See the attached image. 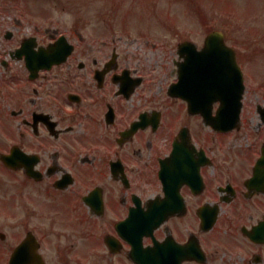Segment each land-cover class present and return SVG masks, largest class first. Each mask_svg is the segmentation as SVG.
Segmentation results:
<instances>
[{
	"label": "flooded vegetation",
	"instance_id": "flooded-vegetation-1",
	"mask_svg": "<svg viewBox=\"0 0 264 264\" xmlns=\"http://www.w3.org/2000/svg\"><path fill=\"white\" fill-rule=\"evenodd\" d=\"M71 10L0 0L2 264L16 248V264H264V105L218 133L188 109L193 79L167 93L194 64L155 73L72 31Z\"/></svg>",
	"mask_w": 264,
	"mask_h": 264
},
{
	"label": "rangeland",
	"instance_id": "rangeland-1",
	"mask_svg": "<svg viewBox=\"0 0 264 264\" xmlns=\"http://www.w3.org/2000/svg\"><path fill=\"white\" fill-rule=\"evenodd\" d=\"M71 8L62 18L72 28L80 25L82 37L103 39L109 46L114 39L118 53L139 57L155 73L163 57L176 56L181 41L200 47L210 31H222L248 71L243 118H259L256 105H264V0H71ZM111 9L114 16L103 23L97 13ZM243 141L234 149H245Z\"/></svg>",
	"mask_w": 264,
	"mask_h": 264
},
{
	"label": "water",
	"instance_id": "water-1",
	"mask_svg": "<svg viewBox=\"0 0 264 264\" xmlns=\"http://www.w3.org/2000/svg\"><path fill=\"white\" fill-rule=\"evenodd\" d=\"M223 39L220 32H213L207 36L204 47L200 51H197L192 43L181 44L178 51L181 57H200L199 61L206 64L200 67L199 74H196L200 79L199 91L195 92L200 99L197 98L196 103L200 102L203 96L213 93V87L215 88V100L225 103V106L217 111L216 118L221 120L215 123L217 128L224 125L223 120L226 118H231L232 124L238 119L243 91L242 77L234 60V52L224 44ZM203 80H206L205 86H203ZM209 85L210 91L208 90ZM176 87L177 84L170 89L173 96L177 94ZM18 251L19 249L15 251L11 264H16Z\"/></svg>",
	"mask_w": 264,
	"mask_h": 264
}]
</instances>
